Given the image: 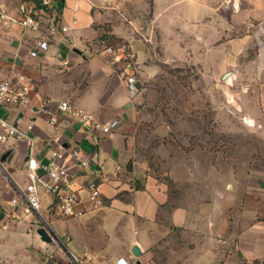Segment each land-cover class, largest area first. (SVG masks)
I'll use <instances>...</instances> for the list:
<instances>
[{"label": "crops", "instance_id": "1", "mask_svg": "<svg viewBox=\"0 0 264 264\" xmlns=\"http://www.w3.org/2000/svg\"><path fill=\"white\" fill-rule=\"evenodd\" d=\"M24 1L0 0V6L20 17ZM54 1L69 30L59 32L37 56L31 51L38 32L0 22V80L21 74L31 87L29 104L3 110L2 117L23 128L33 124L28 134L38 160L50 162L59 145L77 146L82 158L103 173L104 205L99 210L64 219L49 209L52 195L42 199L54 239L81 258L87 254L89 264H118L120 258L128 264H264V170L231 172L203 156L199 148L183 156L176 147L160 162L170 167V177L177 183L173 191L162 179L147 174L148 162L139 156L138 141L140 124L149 121L147 110L155 102V86L165 81L164 68H192L194 80L209 87L210 71L231 67V59H240L260 37L264 0H122L119 10L107 7V0ZM139 15L146 16L141 23ZM102 36L128 44L135 83L125 78L122 64L105 54ZM253 63L264 69V62ZM170 81L172 87H183L173 75ZM46 99L52 113L60 114L59 102L67 100L91 112L110 131L64 115L55 126L42 111ZM177 99L180 102L181 96ZM184 99L191 104L196 98L188 94ZM191 124L185 122L184 130L158 128L155 133L160 138L169 134L174 138L180 131L194 135ZM250 130L257 135L256 129ZM31 152L27 141L0 143V210L14 212L11 200L26 186ZM59 162L75 174L80 188L89 171L71 156ZM18 210L23 211L21 206ZM26 218L34 223L32 215ZM163 245L171 254L179 253L176 261H161ZM135 246L140 255L133 253Z\"/></svg>", "mask_w": 264, "mask_h": 264}, {"label": "rangeland", "instance_id": "2", "mask_svg": "<svg viewBox=\"0 0 264 264\" xmlns=\"http://www.w3.org/2000/svg\"><path fill=\"white\" fill-rule=\"evenodd\" d=\"M121 1L107 0V7L119 10ZM144 18L139 15L137 21L141 23ZM230 57L227 55V61ZM231 61L233 64L228 63L231 67L226 70L210 71L209 87L205 82L201 85L200 79L199 83L194 80L196 70L167 66L164 68L163 85L155 86V102L147 110L149 121L140 124L139 156L148 162L147 174L162 179L173 191L177 183L170 177V167L160 166V162L163 155L174 153L176 147L183 156L199 148L203 156L207 154L215 164L219 163L221 169L228 168L231 172L242 174L253 168L264 170V69L259 66L264 62V29L240 59ZM255 61L259 68L257 63L250 64ZM236 62L238 64L234 65ZM172 75L183 87H172ZM188 94L196 98L191 104L184 99ZM178 96H181L180 102L177 101ZM186 112L191 113L186 115ZM250 116L257 121H252ZM187 121L192 122L194 135H182L180 131V135L174 138L170 134L160 138L155 133L158 128L178 127L184 130ZM251 128L256 129L257 135H251L254 132ZM187 141L189 146L185 145ZM49 197L48 193L42 194L41 201ZM12 215L0 210V264H62L69 261L64 244L54 238L50 242L41 240L36 227H41L42 222L34 218L33 223L26 217L16 220ZM159 250L164 251L160 257L165 263L179 257V253L173 255L165 250L164 245Z\"/></svg>", "mask_w": 264, "mask_h": 264}, {"label": "built area", "instance_id": "3", "mask_svg": "<svg viewBox=\"0 0 264 264\" xmlns=\"http://www.w3.org/2000/svg\"><path fill=\"white\" fill-rule=\"evenodd\" d=\"M19 12L22 16L16 17L0 6V22L19 24L39 33L37 46L31 51L32 56H37L39 51L47 50L59 32L69 30L63 23L59 6L54 0H26L20 5ZM101 44L105 54L109 55L115 63L122 64L126 68L124 75L128 82L135 83L134 59L128 44L125 41L111 40L109 36H102ZM30 90V84L24 75L11 74L0 80V127L2 128L0 143L5 145L10 139H15L27 141L31 145L32 152L26 164L27 183L24 189L19 190V196L11 200V206L15 208L12 216L20 220L32 215L42 222L41 227L49 230L42 210L41 191L52 195L50 210L57 212L64 219L80 218L89 212L99 210L104 205L101 191L103 173L101 168L92 167L89 161L82 158L77 146L59 145L52 150L50 162H42L34 157V141L28 134L34 128L33 124L30 123L23 128L1 115L3 110L27 106L30 101ZM49 103V99L42 102V111L48 114L49 123L55 126L59 124L60 116L64 115L75 118L82 125L88 124L94 128H101L105 133L110 131V127L102 125L91 112L73 106L67 100L59 102L60 114L48 110L46 107ZM66 156L79 161L82 167L89 171L87 180L80 188H76L75 174L59 162ZM19 206L23 211L18 210ZM68 253L69 261L62 264H89L90 257L87 254L81 258L72 252ZM118 264L128 263L120 258Z\"/></svg>", "mask_w": 264, "mask_h": 264}, {"label": "water", "instance_id": "4", "mask_svg": "<svg viewBox=\"0 0 264 264\" xmlns=\"http://www.w3.org/2000/svg\"><path fill=\"white\" fill-rule=\"evenodd\" d=\"M77 51H79V50H77ZM136 87H138V88L140 87V83L139 82L136 84ZM132 169H133V165L131 163L130 167H129V170H132ZM37 231H38V233L40 235L41 240H43L45 242H50L54 238L53 234L49 230H47L45 227H40V228H38ZM132 251H133V253L135 255H140L141 254V250L139 249L138 246H135Z\"/></svg>", "mask_w": 264, "mask_h": 264}, {"label": "trees", "instance_id": "5", "mask_svg": "<svg viewBox=\"0 0 264 264\" xmlns=\"http://www.w3.org/2000/svg\"><path fill=\"white\" fill-rule=\"evenodd\" d=\"M111 40H115L114 38H112L111 36L109 37Z\"/></svg>", "mask_w": 264, "mask_h": 264}, {"label": "bare ground", "instance_id": "6", "mask_svg": "<svg viewBox=\"0 0 264 264\" xmlns=\"http://www.w3.org/2000/svg\"><path fill=\"white\" fill-rule=\"evenodd\" d=\"M253 121V120H252ZM249 122H251L250 120H249ZM252 123V122H251Z\"/></svg>", "mask_w": 264, "mask_h": 264}]
</instances>
